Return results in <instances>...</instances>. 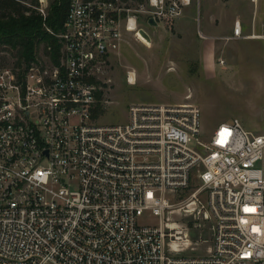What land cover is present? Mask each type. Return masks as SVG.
<instances>
[{"label":"built area","instance_id":"built-area-1","mask_svg":"<svg viewBox=\"0 0 264 264\" xmlns=\"http://www.w3.org/2000/svg\"><path fill=\"white\" fill-rule=\"evenodd\" d=\"M190 2L69 0L62 29L47 28L58 62L0 65V264H264V113L259 132L232 118L206 140L189 101L94 122L100 65L125 33ZM208 221V238L189 237Z\"/></svg>","mask_w":264,"mask_h":264},{"label":"rangeland","instance_id":"rangeland-1","mask_svg":"<svg viewBox=\"0 0 264 264\" xmlns=\"http://www.w3.org/2000/svg\"><path fill=\"white\" fill-rule=\"evenodd\" d=\"M25 1L31 5L32 0ZM235 19L242 22L244 36H231ZM160 25L142 23L150 46L126 32L120 49L100 65L96 81L102 100L94 122H126L131 104L189 101L201 108L205 140L219 122L232 118L259 132L264 113V0L257 6L244 0H191L180 17ZM129 71L135 74L134 83L128 80ZM191 226V239L199 230L202 238L210 236L206 226ZM204 249L201 244L187 253L198 255Z\"/></svg>","mask_w":264,"mask_h":264},{"label":"trees","instance_id":"trees-1","mask_svg":"<svg viewBox=\"0 0 264 264\" xmlns=\"http://www.w3.org/2000/svg\"><path fill=\"white\" fill-rule=\"evenodd\" d=\"M39 4V0L31 5L25 0H0V64L22 69L48 56L58 62L60 42L47 28L55 33L62 29L69 0H51L45 16ZM101 95L98 91V98ZM100 109L97 104L94 114Z\"/></svg>","mask_w":264,"mask_h":264},{"label":"bare ground","instance_id":"bare-ground-1","mask_svg":"<svg viewBox=\"0 0 264 264\" xmlns=\"http://www.w3.org/2000/svg\"><path fill=\"white\" fill-rule=\"evenodd\" d=\"M132 24H133V22H132ZM131 28H134V27L132 26ZM138 38H139L141 41L145 42V44H146L147 46H150V45H151V43H150L148 40H145V38H143V36H138ZM250 38H262V36L255 34V35L250 36ZM143 39H144V40H143ZM134 77H135V74H134L133 72H131L130 75H129V81H130L131 83H134V81H135V78H134Z\"/></svg>","mask_w":264,"mask_h":264},{"label":"water","instance_id":"water-1","mask_svg":"<svg viewBox=\"0 0 264 264\" xmlns=\"http://www.w3.org/2000/svg\"><path fill=\"white\" fill-rule=\"evenodd\" d=\"M43 4L47 5V0H42ZM149 24H155V21L153 18L149 19ZM140 34L145 38V40L151 41V36L148 34V32L144 28H139Z\"/></svg>","mask_w":264,"mask_h":264},{"label":"crops","instance_id":"crops-1","mask_svg":"<svg viewBox=\"0 0 264 264\" xmlns=\"http://www.w3.org/2000/svg\"><path fill=\"white\" fill-rule=\"evenodd\" d=\"M233 26V25H232ZM153 28V27H152ZM207 227V226H206ZM205 227V228H206ZM207 230H208V232L211 234V231H210V228L209 227H207ZM199 232H200V230L198 231V234H199ZM196 235H197V232H196Z\"/></svg>","mask_w":264,"mask_h":264},{"label":"flooded vegetation","instance_id":"flooded-vegetation-1","mask_svg":"<svg viewBox=\"0 0 264 264\" xmlns=\"http://www.w3.org/2000/svg\"><path fill=\"white\" fill-rule=\"evenodd\" d=\"M208 227V226H207Z\"/></svg>","mask_w":264,"mask_h":264}]
</instances>
